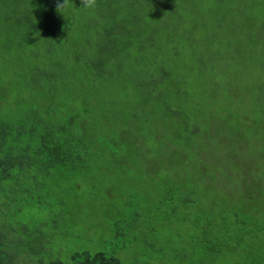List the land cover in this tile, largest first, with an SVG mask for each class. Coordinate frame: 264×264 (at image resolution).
<instances>
[{"label":"trees","instance_id":"1","mask_svg":"<svg viewBox=\"0 0 264 264\" xmlns=\"http://www.w3.org/2000/svg\"><path fill=\"white\" fill-rule=\"evenodd\" d=\"M56 2L0 0V74H4L0 76V86L13 76L25 94L22 102L26 106L22 115L0 119V264H27L25 259L31 257L44 264L49 246L57 244L58 237L79 245L80 249L72 253L74 264H121L119 255L138 240L134 238L107 252L102 249L107 236L121 238L134 230L143 236L153 234L160 223L143 222L174 211L177 204L172 202V190L177 189L186 192L184 204H222L230 213L228 219L233 215L236 224L228 220L221 223L218 248L235 252L241 243L252 241L246 233L255 230L259 219L256 213L264 210V100H254L264 92L254 89L255 83L247 79L239 93L218 78L205 80L204 74H198L194 81L182 75L167 80L165 71L148 74L153 85L151 101L158 103L157 109L172 136L166 151L169 161L159 164V155L135 152V145L147 136L138 114L121 116L109 102L83 101L85 96L75 101L61 100L52 87L64 72L52 36L59 42L73 36L77 30L75 20L62 18L79 13L77 0H72L73 7L65 16L57 12ZM186 5L192 10L197 8L196 0H150L145 8L174 19ZM130 10L129 0H97V17L110 18L115 23L108 33V43L117 52L125 47L117 41L119 34L127 31V24L137 30L140 27L137 14L124 16ZM87 27L94 28L95 23ZM140 45L145 46L143 40ZM93 63L104 65L102 58ZM182 70L177 68L176 72ZM91 74L86 65L82 85ZM248 103L255 105V110L251 111ZM96 104L101 105L100 110H95ZM131 121L137 124L132 126ZM112 123L117 124V132L108 128ZM218 123L223 124L222 136L211 142H221L224 157L216 152L217 148L193 150L190 142L208 141L206 137ZM153 138L154 142L158 140V134ZM177 144L186 149L175 148ZM103 161L119 165L122 174H114L112 167L105 171L100 167ZM213 164L218 173L211 175ZM123 179L141 188H127ZM102 200L109 206L105 217L94 210ZM147 203L154 204L153 214ZM28 208L34 209L35 218H47L30 226L18 218ZM104 221L109 228L102 227ZM20 230L24 237L14 238L13 234ZM144 238L146 245L149 239ZM26 243L38 249L17 247ZM50 264L67 263L56 259Z\"/></svg>","mask_w":264,"mask_h":264},{"label":"rangeland","instance_id":"2","mask_svg":"<svg viewBox=\"0 0 264 264\" xmlns=\"http://www.w3.org/2000/svg\"><path fill=\"white\" fill-rule=\"evenodd\" d=\"M129 1L131 13H124V16L137 14L140 27L137 30L128 23L127 31L119 34L117 43L125 46L120 52L116 51L114 45L108 43V33L111 27L115 26L110 18L100 19L96 12L81 9H78L79 13L73 16L62 18L75 20L77 30L74 31L73 36L62 42H59L55 35L52 36L54 51L64 68L63 74L57 78V83L52 87L56 92L58 91L61 100L75 101L85 96L83 101L109 102L110 108L121 116L132 112L138 114L143 118L141 123L147 136L139 145H135V152L137 150L145 151L147 154L153 152L159 155L157 163L161 164L169 161L166 151L172 136L169 131L170 126L168 127L164 118H161V113L157 109L158 103L151 101L150 88L153 85L148 81V74H160L165 71L167 80L182 75L190 81H194L198 74H204L205 80L218 78L221 84L227 83L233 92L239 93L244 90L247 79L255 83L254 89L264 92V0H196L195 10L186 5V8H182L174 19L151 11L147 12L145 7L150 0ZM75 4L79 8L80 0ZM90 22L95 23L94 28L87 27ZM142 40L145 46L140 45ZM99 58L103 59V64L104 60H107L103 66L93 63H98ZM86 65H89L92 74L85 78L84 86L80 79ZM177 68L183 70L177 73ZM3 75L1 72L0 76ZM162 83L163 81L158 87ZM65 88L73 90L66 92ZM123 91H127V94ZM24 97L20 84L13 76L8 83L2 82L0 119L11 120L22 115L26 110L22 102ZM233 97L237 100V96ZM256 99L264 100V95H259L254 100ZM255 108V105H249L251 111ZM100 109L101 105L96 104L95 110ZM219 121L220 119L214 122ZM136 124L131 121L132 126ZM108 128L117 132L115 123ZM203 128L209 127L203 126ZM222 128V123L214 124L210 135L206 137L208 141L190 142L191 148L193 150L217 148L216 152L223 158L221 142H211L214 138H221ZM156 134L158 140L154 142L153 136ZM178 147L186 149L180 144L175 148ZM241 150L244 153L242 148ZM100 167L105 171H107L106 167H112L110 170L114 174H122L121 167L111 162L103 161ZM209 172L211 175L218 173L215 164ZM152 181L151 178L148 183L151 185ZM123 184L133 190L141 188L126 179H123ZM236 185L237 183L234 182L232 186L234 190ZM172 191L174 198L172 202L177 204L176 209L168 210L143 222L144 224L160 223L153 234L144 235L149 239L146 245L144 236L138 230H134L121 238L109 234L103 242L102 249L112 252L116 246L137 238L136 245H129L124 253L119 255L121 264H264V210L256 213L259 218L256 223L261 222V224L255 223V230L246 233V237L252 241L241 243L235 252H230L228 249L218 248L220 245L218 242L222 240L219 229L224 220L236 224L233 215L231 214L232 219H228L227 214L230 213L223 209L222 204L213 206L208 203L207 206L202 201L184 204L186 192L178 189ZM155 194L154 192L153 197L156 196ZM99 205L100 207L94 210L105 217L109 206L105 200L100 201ZM153 205V203L146 205L152 214ZM125 214L129 215L128 212ZM18 215L21 221L30 226L47 218V216L35 218L33 208L25 209ZM105 226L109 228L108 223L102 225ZM17 236L24 237L21 230L13 234L14 238ZM95 236L98 237L99 233H95ZM61 238L62 240L58 237L57 244L49 246L50 252L43 258L44 264H50L56 259L74 264L72 253L80 247L68 242L66 238ZM17 247L27 251L38 249L31 243ZM99 247L100 244H97L96 248ZM216 254L221 257L218 259ZM25 260L28 261L27 264H40L37 257Z\"/></svg>","mask_w":264,"mask_h":264},{"label":"clouds","instance_id":"3","mask_svg":"<svg viewBox=\"0 0 264 264\" xmlns=\"http://www.w3.org/2000/svg\"><path fill=\"white\" fill-rule=\"evenodd\" d=\"M81 6L78 9L94 13L97 7V0H80ZM73 7L72 0H57L56 10L65 16V13L71 11Z\"/></svg>","mask_w":264,"mask_h":264}]
</instances>
